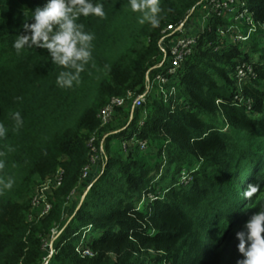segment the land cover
I'll return each instance as SVG.
<instances>
[{
    "label": "trees",
    "instance_id": "obj_1",
    "mask_svg": "<svg viewBox=\"0 0 264 264\" xmlns=\"http://www.w3.org/2000/svg\"><path fill=\"white\" fill-rule=\"evenodd\" d=\"M45 2L0 0V264H237L235 233L264 199V55L250 58L259 42L241 49L216 33L231 24L229 15L211 14L209 29L193 28L197 44L168 85L174 94L153 91L144 105L133 110L128 103L100 127L98 114L111 97L144 89L162 53V30L188 19L200 0H159L156 27L139 23L129 0H92L105 15L77 21L93 40L71 88L57 86L64 69L46 50L12 47L24 13ZM240 2L238 11L264 24V0ZM238 60L252 61L258 73L241 89ZM94 154L98 167L83 179ZM58 166L63 180L51 210L27 221L33 189ZM251 183H260L261 193L244 198ZM54 228L48 256L43 246ZM81 240L92 255L75 251Z\"/></svg>",
    "mask_w": 264,
    "mask_h": 264
},
{
    "label": "built area",
    "instance_id": "obj_2",
    "mask_svg": "<svg viewBox=\"0 0 264 264\" xmlns=\"http://www.w3.org/2000/svg\"><path fill=\"white\" fill-rule=\"evenodd\" d=\"M240 0H200V5L197 9L192 10L188 19L181 20L177 23L168 24L163 30V38L160 41L161 55L156 59L155 64L148 71L146 75V84L141 92L128 91L124 96H113L108 103L102 107L98 114L100 121V127L109 124L115 114L116 110L121 107H125L128 103H131L132 109H136L145 104L150 98L153 91L160 93L165 99H169L174 94L175 89L171 85L168 90V85L172 83L173 77H175L180 69L184 59L192 53L196 47L198 40V33L193 31L191 24L195 23L194 19L190 17L197 16L198 31L209 29V18L211 14L222 16L228 14V20L231 22L229 25L218 26L216 33L219 36H228L234 43L240 44L246 47L248 41L252 36L258 32L259 26L264 29V24L256 22L250 12L246 9L238 11ZM243 4V3H241ZM238 9V10H237ZM258 73L254 68L252 61H240L235 68V82L238 88H242L246 82H251L257 79ZM239 102H243L245 105L250 106V101L243 97ZM135 139L130 141L132 145ZM137 143V142H136ZM88 145L91 146L92 151L95 152L93 147V137L89 140ZM124 142L123 147L125 148ZM141 150L146 148L145 142H138ZM95 155V154H94ZM96 156V155H95ZM98 159V157H97ZM97 159L90 157V163L83 168L82 178L86 179L89 175L91 168L95 165ZM191 177L185 172L182 174V180L187 182ZM63 180V169L57 167L56 171L40 181L33 189L30 196V208L26 215V219L29 222L44 218L51 210L52 203L50 200L53 192L61 186ZM149 197H152L149 195ZM57 234V229L54 228L49 238L44 242V246L48 248L50 256L52 254L51 244L52 238ZM75 251L81 256L92 255L89 247L83 242H80ZM168 264V263H163Z\"/></svg>",
    "mask_w": 264,
    "mask_h": 264
},
{
    "label": "clouds",
    "instance_id": "obj_3",
    "mask_svg": "<svg viewBox=\"0 0 264 264\" xmlns=\"http://www.w3.org/2000/svg\"><path fill=\"white\" fill-rule=\"evenodd\" d=\"M132 12H140L139 23L156 27L160 23L159 0H129ZM105 15L103 6L92 0H46L24 13L23 34L18 35L12 47L20 52L24 49L46 50L53 64L64 69L56 78L61 88H71L79 82L80 73L91 56L93 35L78 23L81 17ZM19 122V113L14 114ZM4 132L0 125V135ZM261 193L260 183H251L243 197L251 199ZM264 195V194H262ZM259 210L248 218L243 231L235 233L236 250L241 258L237 264H264V199L256 201Z\"/></svg>",
    "mask_w": 264,
    "mask_h": 264
},
{
    "label": "rangeland",
    "instance_id": "obj_4",
    "mask_svg": "<svg viewBox=\"0 0 264 264\" xmlns=\"http://www.w3.org/2000/svg\"><path fill=\"white\" fill-rule=\"evenodd\" d=\"M190 19H194V21H195V23L192 25L191 24V27L192 28H196L198 25H197V16H191L190 17ZM197 29H199V28H197ZM255 39L257 42H259V51L258 52H256V53H253L252 55H251V60H253V61H257L258 59H259V57L260 56H262V55H264V29L263 28H260V31H258L257 33H255V35L254 36H252V38L251 39ZM244 47H245V45H244ZM240 48L242 49L243 48V46L242 45H240ZM120 119L121 120H124L125 118H121L120 117ZM133 140V139H132ZM122 145H124V143L122 144ZM127 147V145H125V148L124 149H128V148H126ZM93 157H95L96 159H97V156H95V155H93ZM98 159H97V161H96V163H95V165L98 167ZM167 167V166H166ZM165 167V168H166ZM182 182H184L183 180H182ZM162 191V186H158L157 187V193L159 194L160 192ZM262 194H264V189H263V191H262ZM263 197H264V195H262ZM142 203H143V201H141L140 203H139V205L141 206L142 205ZM142 207V206H141ZM91 238H92V236H91ZM81 242H83L84 243V241L83 240H81ZM46 249H48L47 248V246H46Z\"/></svg>",
    "mask_w": 264,
    "mask_h": 264
},
{
    "label": "crops",
    "instance_id": "obj_5",
    "mask_svg": "<svg viewBox=\"0 0 264 264\" xmlns=\"http://www.w3.org/2000/svg\"><path fill=\"white\" fill-rule=\"evenodd\" d=\"M197 23H199V22H197Z\"/></svg>",
    "mask_w": 264,
    "mask_h": 264
}]
</instances>
